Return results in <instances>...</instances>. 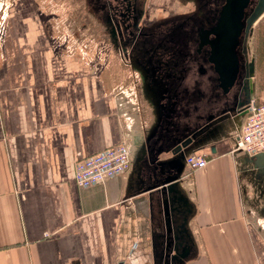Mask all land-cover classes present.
Wrapping results in <instances>:
<instances>
[{"label": "crops", "instance_id": "0c3cea01", "mask_svg": "<svg viewBox=\"0 0 264 264\" xmlns=\"http://www.w3.org/2000/svg\"><path fill=\"white\" fill-rule=\"evenodd\" d=\"M63 6L16 0L0 41V264H155L160 178L152 162L172 156L170 141L157 133L146 158L124 174L77 185V159L123 137L130 145L146 139L157 121L125 70L123 83L80 38L74 50L54 45L56 28L70 20ZM258 24L251 92L262 101L264 16ZM230 136L216 141L215 154L197 152L208 154L206 168L190 175L185 166L182 186L195 205L186 264H264V170Z\"/></svg>", "mask_w": 264, "mask_h": 264}, {"label": "flooded vegetation", "instance_id": "af4514ba", "mask_svg": "<svg viewBox=\"0 0 264 264\" xmlns=\"http://www.w3.org/2000/svg\"><path fill=\"white\" fill-rule=\"evenodd\" d=\"M257 2L251 0L245 10L236 49L242 68L227 95L212 61L213 45L219 38L214 30L227 0H85L83 8L95 27V38L123 64L130 88L142 100L152 102L158 114L157 133L170 130L187 142L194 137L186 147L192 154L217 149L216 141L225 136L238 137L251 101L244 65L245 57L251 60L253 56L255 26L253 32L249 30L248 21ZM240 101L245 102L242 107ZM178 207L181 213L175 216L180 221L174 224L172 216L168 226L165 206L158 198L152 201L155 264H183V255L193 249L189 223L195 205L183 196L177 198L170 203L171 215Z\"/></svg>", "mask_w": 264, "mask_h": 264}, {"label": "water", "instance_id": "95a60500", "mask_svg": "<svg viewBox=\"0 0 264 264\" xmlns=\"http://www.w3.org/2000/svg\"><path fill=\"white\" fill-rule=\"evenodd\" d=\"M250 2L251 0H227V3L222 12L220 23L214 30V33L217 34L219 38H217L213 45L214 54L212 56V61L216 64L217 70L220 74L221 87L226 95L229 94L231 89L233 88L238 74L240 73L242 68L240 58L236 52V49L240 44L239 38L241 37L242 31L244 29L242 20L245 15V10L248 8ZM263 16L264 0H258L254 11L248 21V29H251L253 32L254 26ZM245 59L247 60L244 65L246 69L245 84L248 83V85L250 86L249 99H252L251 80L255 76L256 60L255 56H252L251 60H248V57H245ZM244 104L245 102L240 101L238 106L242 107ZM240 111L241 110H238L236 113H239ZM154 113L156 115L157 121L158 114L157 112ZM155 126L156 125H154L153 128L151 127L150 133L147 134L146 139L142 140L140 137L138 138V136H135L133 145H131V165L133 167L138 164L139 160H143V158H146V153H148L146 148L147 142L150 143L151 139H153L157 134V129L154 128ZM172 135H174L175 137L169 138ZM230 137H232L231 140L233 147L236 148V135H232ZM158 139L159 141L167 139L171 144V148L167 150L168 153H172L171 157L160 161L157 160V162H152L151 160V162L155 164L158 169L157 174L159 175L160 182L154 187H159L156 193H158V199L165 206V220L166 225L169 226L172 224V216L173 219L175 217L173 222L174 224L176 223V221H180V219L176 218L175 214L178 215L179 213H181L180 207H178V209H172V212H174V214L171 215L170 203H175L177 198L181 200L182 196L185 197L190 203H192L189 195L187 194V192H185L182 185L186 168L185 158L187 155H189L186 147L188 144L193 143L194 137L192 139H188V142L183 141L180 137L178 138L176 133H173V131L163 129L160 132ZM211 152L215 154L217 152V149H212ZM147 156L149 157V155ZM252 160L259 168H264V152L253 156ZM165 174H167V176H165ZM154 187H151V189H153ZM151 237L154 242V237ZM155 251L156 248L154 242V252ZM190 253L191 250L183 255V258L185 260L183 264H186V259L189 257Z\"/></svg>", "mask_w": 264, "mask_h": 264}, {"label": "built area", "instance_id": "2783aa9c", "mask_svg": "<svg viewBox=\"0 0 264 264\" xmlns=\"http://www.w3.org/2000/svg\"><path fill=\"white\" fill-rule=\"evenodd\" d=\"M2 8L0 6V11ZM0 32L3 33V31ZM130 146V141L123 137L122 141L115 146L91 156L77 159L75 163V181L77 185L82 188H90L105 184L110 179L127 172L131 166ZM235 150L245 152L252 157L264 152V100L259 101L252 98L247 105ZM208 161V154L205 153L187 155L185 163L188 174L191 175L206 168Z\"/></svg>", "mask_w": 264, "mask_h": 264}, {"label": "rangeland", "instance_id": "374dc122", "mask_svg": "<svg viewBox=\"0 0 264 264\" xmlns=\"http://www.w3.org/2000/svg\"><path fill=\"white\" fill-rule=\"evenodd\" d=\"M59 1L64 4L63 8H67V11L64 13V15L67 14L66 18L70 20L67 22L62 21V24L64 23L65 25L63 24L56 28L55 33H53L54 38H52V40H54V45L60 46L61 44H63V48H65L66 51L74 50L78 46V40L74 41V39L80 38L82 42H85L87 45H91V48L99 53V57L101 56L103 58L101 62L110 65L112 68L114 66L117 70L121 71L122 80L124 83V69H120V67H123V65H121V63H119V61L114 56L112 57L110 49L106 46L105 43H102L100 39L95 38L96 34L93 31L94 26L89 23L88 17L84 14L85 10L83 7L85 4V0ZM15 4L16 0H0V6L3 7L0 11L2 21V24L0 25V31H3V33L0 32V38H5V34L8 28V21L14 13ZM71 23H73V25H71ZM259 24H256L255 28L257 27L258 29ZM254 46L255 40L251 43L252 52ZM129 78L130 76L127 80L131 84V80H129ZM122 86H124V84Z\"/></svg>", "mask_w": 264, "mask_h": 264}]
</instances>
